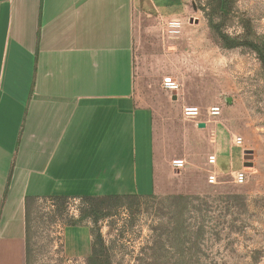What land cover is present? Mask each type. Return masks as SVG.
I'll list each match as a JSON object with an SVG mask.
<instances>
[{
  "label": "crops",
  "instance_id": "0c3cea01",
  "mask_svg": "<svg viewBox=\"0 0 264 264\" xmlns=\"http://www.w3.org/2000/svg\"><path fill=\"white\" fill-rule=\"evenodd\" d=\"M185 11V0H0V264H28L35 201L161 193L170 158L137 90L146 76H187L186 39L163 31ZM65 232L88 243L87 227Z\"/></svg>",
  "mask_w": 264,
  "mask_h": 264
},
{
  "label": "rangeland",
  "instance_id": "374dc122",
  "mask_svg": "<svg viewBox=\"0 0 264 264\" xmlns=\"http://www.w3.org/2000/svg\"><path fill=\"white\" fill-rule=\"evenodd\" d=\"M185 3V13L177 17L185 22L183 33L169 39H186L187 76L174 77L180 91L174 99L157 76H146L137 90L157 108L159 144L170 158L161 193L135 196L96 224L84 199L35 201L29 212L28 264H90L94 248L102 264H264V65L251 46L228 48L215 30L236 42L263 46L264 3ZM184 98L216 101L201 108L203 121L212 106L222 113L199 130L182 115ZM237 137L243 139L240 147ZM217 148L231 156L219 159L212 184L208 157ZM246 151L252 152L250 160ZM181 158L187 166L176 173L172 161ZM244 169L247 179L239 184L236 173ZM80 226L90 229L84 245L65 232Z\"/></svg>",
  "mask_w": 264,
  "mask_h": 264
},
{
  "label": "built area",
  "instance_id": "2783aa9c",
  "mask_svg": "<svg viewBox=\"0 0 264 264\" xmlns=\"http://www.w3.org/2000/svg\"><path fill=\"white\" fill-rule=\"evenodd\" d=\"M264 3V0H260ZM185 22L180 18H170L163 23V31L165 37L170 40L177 39L181 37L184 30ZM163 89L168 93H178L180 91V83L172 77H166L163 79L162 83ZM222 113L221 107L212 106L208 110V120H202V111L199 107L193 105H185L182 108V115L185 120L191 121L198 126L200 123H205L207 126L209 122L213 119H217L220 117ZM236 146L240 147L243 144L242 137H237L234 141ZM208 165L210 167L208 173L209 183L215 184L217 181L218 173V156L216 153H212L208 157ZM187 166L186 159H175L172 161V169L177 172H182ZM247 170L244 169L236 173V182L242 184L247 179Z\"/></svg>",
  "mask_w": 264,
  "mask_h": 264
},
{
  "label": "trees",
  "instance_id": "16d2710c",
  "mask_svg": "<svg viewBox=\"0 0 264 264\" xmlns=\"http://www.w3.org/2000/svg\"><path fill=\"white\" fill-rule=\"evenodd\" d=\"M219 0H217L218 2ZM216 32L219 34L220 38L224 41L226 47L228 48H235L244 45L251 46L253 50H255L258 55L259 59L264 65V45L259 46L254 43H240L236 42L231 39L228 35L222 33L219 27H215ZM135 196H107V197H100V198H92V197H84V199L89 203V208L87 209V216L91 217L96 224L102 217L110 214L112 210L122 207L128 200L134 198ZM60 200H65L68 198H56ZM100 240V236L97 237V241ZM90 264H102L100 260V254L98 251L93 250V255L89 259Z\"/></svg>",
  "mask_w": 264,
  "mask_h": 264
},
{
  "label": "water",
  "instance_id": "95a60500",
  "mask_svg": "<svg viewBox=\"0 0 264 264\" xmlns=\"http://www.w3.org/2000/svg\"><path fill=\"white\" fill-rule=\"evenodd\" d=\"M191 23H198V20H196V21H191ZM172 50H173V48H172ZM173 98L175 99L176 98V93H173ZM198 127L200 128V129H205L206 127H207V125L205 124V123H200L199 125H198ZM252 155V152L251 151H246L245 152V160H250L251 159V156ZM244 166H249V163L247 162V163H245V165ZM176 173H179V172H176Z\"/></svg>",
  "mask_w": 264,
  "mask_h": 264
}]
</instances>
